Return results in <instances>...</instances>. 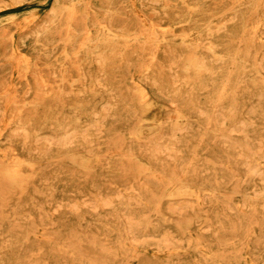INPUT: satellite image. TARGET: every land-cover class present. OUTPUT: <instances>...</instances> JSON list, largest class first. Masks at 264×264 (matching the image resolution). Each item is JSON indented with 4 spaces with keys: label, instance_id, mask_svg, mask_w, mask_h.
Returning <instances> with one entry per match:
<instances>
[{
    "label": "rangeland",
    "instance_id": "1",
    "mask_svg": "<svg viewBox=\"0 0 264 264\" xmlns=\"http://www.w3.org/2000/svg\"><path fill=\"white\" fill-rule=\"evenodd\" d=\"M0 264H264V0H0Z\"/></svg>",
    "mask_w": 264,
    "mask_h": 264
},
{
    "label": "bare ground",
    "instance_id": "2",
    "mask_svg": "<svg viewBox=\"0 0 264 264\" xmlns=\"http://www.w3.org/2000/svg\"><path fill=\"white\" fill-rule=\"evenodd\" d=\"M22 44H23V43H22ZM21 55H22V54H21ZM20 57H21V56H20ZM172 79H173V78H172ZM76 120H77V119H76ZM20 132H21V131H20ZM22 133H23V132H22ZM193 150H194V149H193ZM6 171H7V170H6ZM142 174H143V173H142ZM185 194H186V193H185ZM187 194H188V193H187ZM187 194H186V195H187ZM179 195H180V194H179ZM196 195H197V194H196ZM166 196H167V195H166ZM184 196H185V195H184Z\"/></svg>",
    "mask_w": 264,
    "mask_h": 264
}]
</instances>
